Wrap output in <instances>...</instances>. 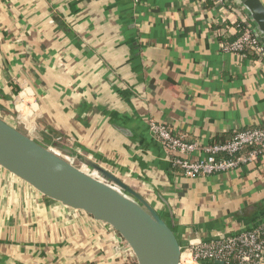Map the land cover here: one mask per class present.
<instances>
[{"label": "crops", "instance_id": "crops-1", "mask_svg": "<svg viewBox=\"0 0 264 264\" xmlns=\"http://www.w3.org/2000/svg\"><path fill=\"white\" fill-rule=\"evenodd\" d=\"M244 18L237 0H0V113L19 110L32 139L92 158L166 214L160 194L184 240L250 231L264 224L262 162L189 178L149 128L198 144L195 159L264 125V65L221 47ZM114 238L0 167L2 263L137 264Z\"/></svg>", "mask_w": 264, "mask_h": 264}, {"label": "water", "instance_id": "water-1", "mask_svg": "<svg viewBox=\"0 0 264 264\" xmlns=\"http://www.w3.org/2000/svg\"><path fill=\"white\" fill-rule=\"evenodd\" d=\"M132 3L134 5V0ZM237 4L246 15L243 20L253 27L257 40L264 46L263 3L261 0H237ZM117 128L130 135V131ZM153 140L170 159L164 146L154 136ZM61 151L67 156L42 145L23 127H15L0 116V167L3 170L44 197L110 227L132 249L137 264H181L182 253L192 238H182L175 213L164 197L157 193L166 214L92 158L69 150ZM0 264L4 263L0 261ZM199 264L225 262L206 260Z\"/></svg>", "mask_w": 264, "mask_h": 264}, {"label": "built area", "instance_id": "built-area-1", "mask_svg": "<svg viewBox=\"0 0 264 264\" xmlns=\"http://www.w3.org/2000/svg\"><path fill=\"white\" fill-rule=\"evenodd\" d=\"M140 0H134L139 3ZM244 21V20H243ZM226 53L243 55L249 48L264 65V46L257 40L253 27H247L232 42H223ZM151 133L165 148L173 166L180 167L189 178L209 177L233 172L243 165L262 162L264 170V130L259 128L240 130L225 143L204 148V157L192 159L199 152L198 144L188 143L164 124L150 122ZM251 146L258 147L249 150ZM111 229V228H110ZM117 251L126 259L135 258L129 245L114 231ZM206 260H221L225 264H264V224L237 235H230L213 241L192 239L181 256V264H199Z\"/></svg>", "mask_w": 264, "mask_h": 264}, {"label": "trees", "instance_id": "trees-1", "mask_svg": "<svg viewBox=\"0 0 264 264\" xmlns=\"http://www.w3.org/2000/svg\"><path fill=\"white\" fill-rule=\"evenodd\" d=\"M247 25H248V23L246 21L242 20L240 22H237L234 26L239 31V33H241L247 27ZM243 55L245 56V59H250V60H253V61H257L258 60V55L254 51L249 49V48L243 53ZM259 129L264 130V125L259 127ZM234 135H232L230 138H226V137L225 138L224 137L217 138V140H215L213 145L221 144V143H225L227 141H230L234 137ZM256 148H258V147L251 146L249 148V150L256 149Z\"/></svg>", "mask_w": 264, "mask_h": 264}, {"label": "rangeland", "instance_id": "rangeland-1", "mask_svg": "<svg viewBox=\"0 0 264 264\" xmlns=\"http://www.w3.org/2000/svg\"><path fill=\"white\" fill-rule=\"evenodd\" d=\"M258 58H259V56H258ZM15 112L16 113H18L17 111H16V109H15ZM0 116L2 117V118H4L5 120H7L8 122H10L12 125H14L15 127H18L19 126V124L17 123V119L15 120L14 118H12L11 116H7V115H3V114H1L0 113ZM19 119L21 120V117H19ZM28 121H30V120H28ZM30 134V133H29ZM31 134H33L32 133V131H31Z\"/></svg>", "mask_w": 264, "mask_h": 264}, {"label": "flooded vegetation", "instance_id": "flooded-vegetation-1", "mask_svg": "<svg viewBox=\"0 0 264 264\" xmlns=\"http://www.w3.org/2000/svg\"><path fill=\"white\" fill-rule=\"evenodd\" d=\"M17 112L18 113H16V116H17V118H19L20 117V115H19V110H17ZM22 116V115H21ZM22 121V120H21ZM21 127H23L25 130H27V132H28V135H29V133L31 134V130L29 131L26 127L27 126H21ZM55 149H56V152H58V153H60V154H62L63 156H67V154L66 153H64L63 151H61V149L60 148H58V147H54ZM55 151V150H54Z\"/></svg>", "mask_w": 264, "mask_h": 264}]
</instances>
